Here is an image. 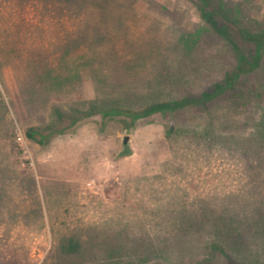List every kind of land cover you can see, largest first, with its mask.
Instances as JSON below:
<instances>
[{"label":"rangeland","instance_id":"rangeland-1","mask_svg":"<svg viewBox=\"0 0 264 264\" xmlns=\"http://www.w3.org/2000/svg\"><path fill=\"white\" fill-rule=\"evenodd\" d=\"M226 1L264 28V0ZM204 26L195 0H0V264H228L209 246L218 215L264 258V95L73 122L223 77V39L180 41Z\"/></svg>","mask_w":264,"mask_h":264},{"label":"trees","instance_id":"trees-1","mask_svg":"<svg viewBox=\"0 0 264 264\" xmlns=\"http://www.w3.org/2000/svg\"><path fill=\"white\" fill-rule=\"evenodd\" d=\"M195 2L200 18L206 26L200 27L189 38L185 39L187 34H183L180 41L182 42L183 40L184 47L192 49V46L197 44L202 35L206 31L211 30L215 35L223 39L236 55L237 63L232 70L225 72L223 77L217 79L196 95H188L180 99L156 101L141 108H131L117 104L106 105L103 103H100V106L90 105L88 109L80 111V117L73 119V122L76 123L81 118L93 114H100L103 118L124 117L135 121L159 112L174 114L188 110L208 111L213 106L230 99L242 101L249 100L250 98L262 99L264 95L262 87L264 83H261L264 80V28L260 31H254L245 25L242 18L238 16L240 15L237 13L238 11L234 10L232 2L226 0L219 2H215L214 0H195ZM252 76H259V81H252ZM64 130L63 127L57 133H63ZM28 136L32 139L38 136L42 142L48 137L37 130L29 131ZM129 153L127 151L125 154ZM216 220L218 222L217 225L215 221L214 229V239L216 236V240H212L209 244L214 254L216 252L222 254L229 261L228 264H264V258L260 257L258 253L254 255L250 251V254L247 255L246 247L241 242V230L235 227L234 223L221 215H218ZM261 224L264 225V222L261 221ZM256 231L263 235L262 241L264 244V230L260 226ZM228 240L236 242H233L234 250L238 256L236 257L238 258L236 261H233L228 256V251L231 248ZM200 264L212 263L206 262Z\"/></svg>","mask_w":264,"mask_h":264},{"label":"water","instance_id":"water-1","mask_svg":"<svg viewBox=\"0 0 264 264\" xmlns=\"http://www.w3.org/2000/svg\"><path fill=\"white\" fill-rule=\"evenodd\" d=\"M127 140H128V139H127V137H126V138H125V142H127Z\"/></svg>","mask_w":264,"mask_h":264}]
</instances>
